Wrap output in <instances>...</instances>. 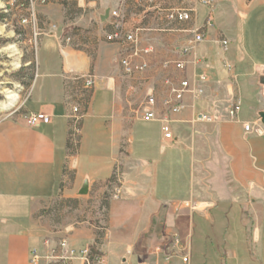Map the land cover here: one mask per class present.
<instances>
[{
    "label": "crops",
    "instance_id": "crops-1",
    "mask_svg": "<svg viewBox=\"0 0 264 264\" xmlns=\"http://www.w3.org/2000/svg\"><path fill=\"white\" fill-rule=\"evenodd\" d=\"M210 1L214 27L199 43L192 30L205 25L206 5L185 23L166 19L180 0L36 5L38 25L55 32L39 41L37 77L21 116L42 112L51 123L0 121V264H30L32 250L62 238L74 248L91 246L107 264H186L183 256L187 264H264V88L257 72L264 68V0ZM114 12L136 34L135 45L110 41ZM133 46L152 52L136 60L147 69L128 76L121 59ZM85 76L94 77L91 88ZM182 79L191 90L181 112L169 114L170 83ZM150 94L158 116L172 122L173 142L163 139L160 121L142 120ZM235 99L242 108L232 119ZM203 112L214 121H197ZM85 180L89 194L82 196ZM116 186L123 194L107 200L104 224L93 212L63 215L69 204L99 203ZM186 201L198 209L182 206Z\"/></svg>",
    "mask_w": 264,
    "mask_h": 264
},
{
    "label": "built area",
    "instance_id": "built-area-1",
    "mask_svg": "<svg viewBox=\"0 0 264 264\" xmlns=\"http://www.w3.org/2000/svg\"><path fill=\"white\" fill-rule=\"evenodd\" d=\"M29 1V13L28 16L22 20L24 26L28 25L32 28V32L28 39L29 44L37 50L39 41L44 36H53L55 32V26L48 25L45 28H41L38 25V15L36 12V5H44L48 0H28ZM125 0H122L124 2ZM149 2H154V0H148ZM181 4L179 6L173 7L166 11V19L171 23H185L190 22L195 18L200 5H206L209 10V17L204 26H198L194 24L192 34L194 36V42L199 43L204 39V31L208 28L214 27V12L215 7L210 0H180ZM115 21L113 22L114 32L110 35V41L117 42L121 44H133L137 42L136 34L127 33L122 27V22L120 21L119 12H114ZM223 49L227 51L229 49V41L222 39L220 41ZM151 50H139L136 46H133L130 54L122 57L121 65L126 75L132 76L138 72H143L147 69L148 65L146 63L137 64L136 60L142 55L151 53ZM169 65V64H167ZM175 67L184 71L186 69V64L184 62H177L174 64ZM230 69L231 66L227 65ZM85 85L87 88H91L94 85L93 76H85ZM201 80H207V77L203 75ZM170 99L165 102V106L168 108L167 112L169 114H178L183 108V102L186 94L191 90L190 82L187 79H182L178 84L170 83ZM199 94L202 90H199ZM157 100L154 94L148 96L145 110H143L142 120L144 122H161V132L163 139L166 141L173 142L175 139L172 122L168 116L159 117L156 110ZM242 103L240 99H235L228 110L229 117L236 119L241 112ZM74 121L78 124L81 120V116H77L80 110L77 106L73 108ZM23 123L28 127H37L42 124L51 123V117L42 113H28L21 116ZM196 120L200 122H212L214 121L213 116L203 112L196 116ZM260 123V120H258ZM245 131L247 133L252 131V125L246 124ZM78 132V130L76 131ZM123 194L121 186H116L111 195L112 198H120ZM182 206L197 210L198 208L186 201L182 203ZM176 244H180V239L178 237L174 238ZM157 250L156 253H159ZM184 263H188L189 259L186 256L182 258ZM107 264L104 257L98 252H95L91 246H85L83 248L71 247L69 241L66 238H62L57 244L49 239L45 240L43 243V251L34 249L31 251L30 264ZM126 264V263H124Z\"/></svg>",
    "mask_w": 264,
    "mask_h": 264
},
{
    "label": "rangeland",
    "instance_id": "rangeland-1",
    "mask_svg": "<svg viewBox=\"0 0 264 264\" xmlns=\"http://www.w3.org/2000/svg\"><path fill=\"white\" fill-rule=\"evenodd\" d=\"M28 0H0V121L18 118L22 114L30 88L37 77V50L28 42L27 29L22 24L26 16L23 3ZM24 16V18H23ZM11 47L15 48L13 52ZM32 60V65L26 61ZM18 63V66L15 64ZM16 101L10 104V96ZM112 193V192H111ZM106 193L99 203L93 201H77L63 208L67 218H86L92 212L97 224H104L107 218V200L111 197ZM65 207L64 205H62ZM43 264V263H41Z\"/></svg>",
    "mask_w": 264,
    "mask_h": 264
},
{
    "label": "water",
    "instance_id": "water-1",
    "mask_svg": "<svg viewBox=\"0 0 264 264\" xmlns=\"http://www.w3.org/2000/svg\"><path fill=\"white\" fill-rule=\"evenodd\" d=\"M110 11L105 12V16L102 18L103 21H106L109 18ZM257 72L259 73V84L264 88V68H258ZM261 124L264 126V111L259 112L258 114ZM89 194V181L85 180L82 188L79 191V195H88Z\"/></svg>",
    "mask_w": 264,
    "mask_h": 264
},
{
    "label": "bare ground",
    "instance_id": "bare-ground-1",
    "mask_svg": "<svg viewBox=\"0 0 264 264\" xmlns=\"http://www.w3.org/2000/svg\"><path fill=\"white\" fill-rule=\"evenodd\" d=\"M0 34H1V31H0ZM11 49L13 50V52H16V50H15V48L13 47H11ZM19 64L18 63H16L15 64V66H18ZM9 99H10V101H11V103L10 104H13V102H15L16 101V96L15 95H13V96H10L9 97Z\"/></svg>",
    "mask_w": 264,
    "mask_h": 264
}]
</instances>
